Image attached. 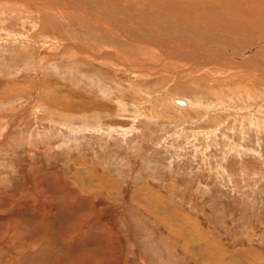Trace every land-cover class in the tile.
Wrapping results in <instances>:
<instances>
[{
  "label": "rangeland",
  "instance_id": "rangeland-1",
  "mask_svg": "<svg viewBox=\"0 0 264 264\" xmlns=\"http://www.w3.org/2000/svg\"><path fill=\"white\" fill-rule=\"evenodd\" d=\"M44 1L0 0V264H264V0Z\"/></svg>",
  "mask_w": 264,
  "mask_h": 264
},
{
  "label": "bare ground",
  "instance_id": "bare-ground-1",
  "mask_svg": "<svg viewBox=\"0 0 264 264\" xmlns=\"http://www.w3.org/2000/svg\"><path fill=\"white\" fill-rule=\"evenodd\" d=\"M39 1V3H40V1H44V0H38ZM55 1V0H54ZM76 0H72V2H75ZM97 1V0H96ZM103 1V0H102ZM109 1V0H108ZM253 1H255V0H253ZM258 1H261V0H258ZM45 2V1H44ZM50 2H51V0H49V1H47L46 2V4L48 5V4H50ZM78 2V1H77ZM130 2H132V1H130ZM257 2V1H256ZM253 3V2H252ZM43 4V3H42ZM71 4V3H70ZM76 5H80L79 3H75ZM102 4V3H101ZM40 5H41V3H40ZM72 5H74V4H72ZM99 7H100V4L98 5ZM117 6V5H116ZM115 7V6H114ZM80 8H81V6H80ZM104 8V7H103ZM111 8H113V7H111ZM215 8V7H214ZM105 9H107V8H105ZM102 10V9H101ZM114 10V9H113ZM76 11H79V10H76ZM259 11V10H258ZM109 14H112V16H111V18L114 20V19H120L121 18V16H119L120 14H117V13H115V12H113V11H111V10H108L107 11ZM183 12V11H182ZM233 12V11H232ZM77 13V12H76ZM103 13H105V12H103ZM123 13V12H122ZM187 13V12H186ZM236 13H237V11H236ZM94 14V13H93ZM240 14H241V12H240ZM243 14H246V13H243ZM106 15H107V13H106ZM256 15V14H255ZM254 15V16H255ZM225 16H226V14H225ZM224 16V17H225ZM250 16V15H249ZM215 17V16H214ZM217 17V16H216ZM215 17V18H216ZM246 17V16H245ZM223 18V17H222ZM247 18H248V16H247ZM255 18V17H254ZM206 20V19H205ZM112 22V21H111ZM220 25V24H219ZM219 25H217V26H219ZM201 26V25H200ZM214 27H216V26H214ZM210 28H212V27H210ZM208 29H209V27H208ZM213 29H216V28H213ZM207 30V29H206ZM234 30V32L237 30H235V29H233ZM247 30V29H246ZM229 31V30H228ZM211 32H214V31H211ZM218 32H220V31H218ZM222 32V31H221ZM238 32V31H237ZM147 33V32H146ZM223 33V32H222ZM231 33V32H230ZM149 34V33H148ZM217 34V33H216ZM215 34V35H216ZM189 35V34H188ZM209 35H211V34H209ZM241 35V34H240ZM256 35V34H255ZM180 36V35H179ZM193 36V35H192ZM191 36V37H192ZM254 36V35H253ZM186 37V36H185ZM203 37V36H202ZM247 37H249V36H247ZM260 37V36H259ZM188 38H190V37H188ZM198 38V37H197ZM200 38V37H199ZM228 38V37H227ZM231 38V37H230ZM239 38V37H238ZM261 38V37H260ZM191 39V38H190ZM194 39V38H193ZM212 39V38H211ZM233 39V38H232ZM257 39V38H256ZM259 39V38H258ZM189 40V39H188ZM208 40V39H207ZM231 40V39H230ZM263 40V39H262ZM146 41V40H145ZM191 41V40H190ZM194 41H195V39H194ZM200 41V40H199ZM213 41V40H212ZM217 41V40H216ZM220 41V40H219ZM236 41H238V39L236 40ZM244 41V40H243ZM147 42V41H146ZM149 42V41H148ZM147 42V43H148ZM197 42V41H196ZM200 42H202V41H200ZM207 42V41H206ZM230 42H232V41H230ZM186 43V42H185ZM246 43V42H245ZM202 44H203V42H202ZM229 44V43H228ZM233 44V43H232ZM232 44H230L231 46H232ZM242 44V43H241ZM150 45V44H149ZM152 45V44H151ZM255 45V46H254ZM254 45H250L249 47H245L244 49L242 48V49H240V50H238V48L236 49V51L235 50H232L233 52L232 53H234L235 54V52L236 53H240V54H242V55H245V56H247L248 54H247V52L249 51H251V50H253V49H262L263 47H264V44H261L260 42H258V43H256V44H254ZM223 46H224V44H223ZM235 46V45H234ZM170 47H172V46H170ZM193 47V46H192ZM226 48H227V50L229 49L228 47L229 46H225ZM217 48V47H216ZM219 48V47H218ZM233 48H235V47H233ZM214 49V48H213ZM212 50V49H211ZM263 50H264V48H263ZM226 51V50H225ZM261 51V50H260ZM213 52V51H212ZM224 52V51H223ZM253 52V51H252ZM179 54V53H178ZM227 54V53H226ZM231 55V54H230ZM253 55V54H252ZM222 56V55H221ZM224 56H225V53H224ZM219 57V56H218ZM233 57H235V56H233ZM233 57H232V59H233ZM204 58V57H203ZM210 58V57H209ZM229 58V57H228ZM247 58H249L248 60H247V62L249 61V64H251L252 66H253V68H254V71L256 72V73H258V74H260L261 73V75H262V73L264 74V53H255L254 54V57H250V56H247ZM195 59V58H194ZM230 59V58H229ZM235 59V58H234ZM242 59H244V58H242ZM206 60V59H205ZM205 60H203L202 62H204ZM219 60H220V58H219ZM233 61V60H232ZM237 61V60H236ZM240 61V60H239ZM243 61V60H242ZM211 62V61H210ZM205 64H207L206 62H205ZM244 64V63H243ZM246 64V63H245ZM208 65V64H207ZM206 66V65H205ZM244 66V65H243ZM246 66V65H245ZM250 67V66H249ZM245 68V67H244ZM251 69H252V67H250ZM251 69H244V70H247V72H250L251 71ZM246 72V71H245ZM254 73V72H253ZM250 74H251V72H250ZM260 76V75H259ZM262 77V76H261ZM177 99H180L181 101H183L184 102V104L183 105H181V104H177L176 103V100ZM178 106L180 105V106H187V103H188V101L186 100V99H183V98H174V100H173ZM201 234V233H200ZM219 255V254H218ZM218 258V257H217ZM219 258L220 259H222L221 258V256L219 255Z\"/></svg>",
  "mask_w": 264,
  "mask_h": 264
},
{
  "label": "water",
  "instance_id": "water-1",
  "mask_svg": "<svg viewBox=\"0 0 264 264\" xmlns=\"http://www.w3.org/2000/svg\"><path fill=\"white\" fill-rule=\"evenodd\" d=\"M176 103H177V104H181V105H183V104H184V102H183V101H181L180 99H177V100H176Z\"/></svg>",
  "mask_w": 264,
  "mask_h": 264
}]
</instances>
